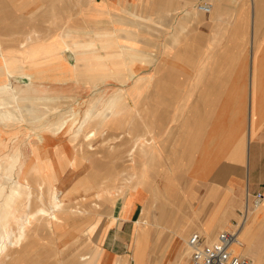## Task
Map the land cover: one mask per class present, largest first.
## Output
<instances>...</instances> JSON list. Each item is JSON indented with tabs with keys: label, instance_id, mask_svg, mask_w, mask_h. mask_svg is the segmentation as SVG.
Returning a JSON list of instances; mask_svg holds the SVG:
<instances>
[{
	"label": "crops",
	"instance_id": "0c3cea01",
	"mask_svg": "<svg viewBox=\"0 0 264 264\" xmlns=\"http://www.w3.org/2000/svg\"><path fill=\"white\" fill-rule=\"evenodd\" d=\"M206 1H71L73 31L78 35L69 46L94 42L107 56L106 69L97 73H107L108 81L116 78L114 71L120 68L117 78L129 81L114 93L105 90L106 96H112L105 101L107 110L115 100L120 104L110 110L106 121L109 127L133 129L137 139L130 151L134 157L137 151V167L131 169L136 170L132 176L137 180L118 198L108 218L89 221L86 237L81 219L62 229L49 223L56 232L71 227L73 233H81L73 236L74 243L82 238L87 242L69 264H115L120 258L128 264H176L188 233L200 228L210 236L220 228L231 229L235 221H241L248 193H264V74L255 79L254 73L257 48L263 49L264 58V0H252L248 45L253 46V84L246 72L210 75L209 49L215 55V49H223L217 52L224 58L226 48L247 47L248 29L240 19L246 15L238 6L241 0H219L210 14L197 8ZM42 26L41 31H51L46 24ZM7 30L38 28L11 26ZM58 41L60 48L62 41ZM115 48H121L120 58L112 57ZM70 59L76 65V56L71 55L68 65ZM59 60L42 63V75L53 76L39 95L82 97L98 91L85 87L82 79L69 85L71 75L90 73L88 63L81 62L73 74L68 68L56 69L62 63ZM32 69L28 64L25 71ZM130 75L135 76L130 79ZM122 138L123 145L129 144V139ZM159 194L170 203L154 204ZM152 206L170 210L149 217ZM145 223L151 226L143 237L141 224ZM101 230L103 234L92 246V235ZM37 233L38 228L29 233L31 238L19 248L15 264H29L34 245L38 246Z\"/></svg>",
	"mask_w": 264,
	"mask_h": 264
},
{
	"label": "rangeland",
	"instance_id": "374dc122",
	"mask_svg": "<svg viewBox=\"0 0 264 264\" xmlns=\"http://www.w3.org/2000/svg\"><path fill=\"white\" fill-rule=\"evenodd\" d=\"M71 1L72 0H0V65L4 64V56L7 54L10 55L8 51L19 49L20 51L22 50L26 52V54L21 53L24 56L17 55L25 61L22 67L17 63L9 66L10 69L14 70L8 73L9 81L13 87L25 86L27 83L25 76L31 71L26 72V66L30 64L34 67V65H37L38 63L42 64L43 60L48 61L49 58L47 60V56H45L43 52L48 48L58 47V44L60 45L58 40H61L62 42L57 53L65 56L68 60L71 58L68 46L73 44L74 36L78 35V33L73 31L74 17L72 15ZM217 1L219 0H207L204 3L214 5L213 10H215V4ZM238 6H240L242 11L246 13V15L240 17V19H242L243 28L248 29V35L246 37L247 47L226 48V56L224 58H221L222 56H218L219 54L217 52L220 50L223 51V49H215V55L214 49L210 48L209 54L212 55V59L214 56V59L211 62L208 61L206 64L207 68L209 67L210 75L228 76L236 75L237 73H239V75H245L244 69L241 67L242 60L244 61V59L247 64L246 75H250L251 48L248 43L250 38L249 25L251 23L253 1L241 0L240 5ZM63 11L65 14H63ZM230 18L232 20L234 17ZM44 24H46L51 31H41V28L43 27L42 25ZM11 26L13 28H28L30 30L38 28V31L31 30L28 32H15L7 30L10 29ZM29 35L31 36V39L28 40ZM16 36L18 37L16 38ZM24 40H28L27 45L24 48H19L20 43ZM71 40L72 43H68ZM65 42L66 44H64ZM90 43V41L87 43H77V45L81 46L78 50L96 53L94 56L89 55L83 59V63H88L90 73L74 74V71H79V67H77L71 71L74 75H71L69 85L72 86L74 81H76L74 83H79L78 80L82 79L81 84L85 87L98 90L97 92H94L96 95L93 94L82 97L41 96L39 95L40 91L46 85L44 84L40 86L39 84H36L35 86L37 89L33 92V94L29 95L28 100L20 101V107H22L24 111H22L18 106L15 107L16 105H14L16 111H14V108L7 106L4 108L6 117L4 120H1L0 118V203L4 200L5 196L10 195V191L13 189L10 186L14 185L17 179L25 177L28 179L30 184H32L31 203H29L28 210H37L44 204L43 200L45 198L42 199L41 195H48L47 185L45 186L46 189H40L39 184H43L45 182L51 185L54 184L61 190L59 193L60 197H62L65 201L64 210L58 214V216L62 218L63 222H58L56 224L57 227L62 229L69 225H73V222L81 219L83 222V237L87 236V228L90 225L89 221L91 219L101 217L102 220H104L105 218H108V215L113 208L109 202L110 197H112V200L114 199L113 201H117L118 198L126 194V190L131 188L137 180L136 175L132 176V173H136V170L132 172L131 169V166L137 167L134 159L137 155V151L135 157L134 153L130 151L135 144L134 141L137 139L134 138L133 129L123 130L120 127H112L111 125L109 127V122L106 121L108 117H104L102 115L106 109L104 102L107 98H112V96L105 95V90L109 88V92L112 91V93H114L119 91L118 88L121 87V83L124 84L123 86H127L126 83L129 81H124V83L117 78V76H120L116 75L120 74V68L115 69L114 71L115 75L113 76L116 78H111L108 81H106L107 73H97L98 71L106 69L107 56L100 53V49L95 47L94 42L93 45H90ZM102 49L105 53H110V49L105 47ZM119 49L120 48L113 49V58L121 57ZM55 53L56 52H54V54ZM11 55L14 58L16 54L11 53ZM80 61L81 59H79V62ZM70 62L75 64L71 61V59ZM91 62H95L97 64H91ZM63 64L64 63H61V65ZM76 65H78V62H76ZM114 67L117 66L115 65ZM59 69L65 68L61 66ZM52 76L53 75H48L50 79H52ZM127 76L129 75H126V77ZM133 76L135 75H130V79L133 78ZM74 77L77 80H74ZM55 80L58 82L68 81H66V79ZM137 82L138 81L135 80L133 87L137 86ZM69 85L66 87H69ZM48 99L50 100L44 101ZM6 103L9 104L8 101ZM94 107H96V110H94L92 117L82 130L80 129V132L78 128L79 122L84 121V115L86 112ZM30 108L31 110L28 111ZM72 109H79L81 111L79 117L77 118L78 123H76L73 128V134L67 133L65 136H55L53 140H50L53 141L52 146L60 148L64 145L67 146L68 149L66 150V158L63 159L61 163L58 162L59 168L55 174L40 173L39 170H37L38 168L35 167L41 164V160L47 158L46 156L48 155L46 154L47 151L42 149L39 150L38 145L41 144L38 136L52 135V132L55 130L59 121L72 114ZM111 122L112 121H110V123ZM76 131H79V133L77 132L78 135L74 134ZM89 132L95 133L90 142L86 141L84 138V135ZM76 137L78 139L74 141V138ZM122 137L126 138V140L129 139V144L127 143L126 145H123ZM91 146L93 149H90ZM34 147H36V149L33 150ZM59 156L61 155H57L56 159ZM73 164L76 168L72 167ZM89 187L91 189H89ZM2 188L6 189V191H2ZM86 188H88L87 191H85ZM29 193L30 192L28 190L24 189L21 193L22 196L16 201L14 208L26 203L27 195ZM167 200L168 199L165 197L163 198V195L161 196V194H159L157 200L153 203H170ZM243 209L242 205L240 210L243 211ZM169 210L170 208L165 209L163 207L152 206L149 210V217L153 215L161 216V214ZM80 211H82V213H80ZM145 213L146 210H144L143 215ZM235 218H238L237 215ZM48 221V217H40L34 223V225L37 224L40 227L35 239L38 241V246L34 245L33 250L35 252L31 255L29 264L72 263L74 253L77 251H84V245L87 244L85 238H82L81 241L74 243L73 236L76 234L81 235V233H73V228L71 227H68L65 231L59 230V232H56L57 230L53 227L50 228L47 226ZM10 222H14L13 217L10 218ZM143 225L141 224V232L143 234L146 233L144 235L142 234L143 237H145L150 231L151 224L145 223ZM83 227L85 228L83 229ZM225 228L218 229V231L214 232L210 237L202 229H195L187 234L184 241H188L192 233L199 232L207 236L208 240L214 242L218 233L226 230ZM0 229H2V226ZM102 234L103 232L101 230L92 235L94 240L93 243H91L92 246L93 244L95 245V242L97 239H100ZM254 235L255 238L253 240ZM25 243L26 242H24L21 247H23ZM147 243L148 241H146L145 244ZM243 245L244 252L240 253L234 245V247L232 246L233 252L236 255L247 257L252 261H256L260 256L262 258L261 264H264L263 233L253 234L252 230L250 238H248ZM186 249L187 247L185 242L182 247V256L179 260H177L176 264H191L190 252ZM253 250L255 251L254 254ZM19 252V247L9 248L7 252L9 257L6 255L0 264H8L12 262V264H15V262L18 261L17 253ZM136 254L138 256V251H136ZM13 257H15V260H13ZM147 258L148 257H146V259ZM121 261L123 264H128L127 260H121V258L115 259L114 263L119 264Z\"/></svg>",
	"mask_w": 264,
	"mask_h": 264
},
{
	"label": "bare ground",
	"instance_id": "6f19581e",
	"mask_svg": "<svg viewBox=\"0 0 264 264\" xmlns=\"http://www.w3.org/2000/svg\"><path fill=\"white\" fill-rule=\"evenodd\" d=\"M213 8H214V6L212 5V12L211 13L215 12V10H213ZM252 25H253V23H252ZM28 37H29L28 40L31 39L30 35ZM28 40L22 41L19 45V48H24L27 45ZM250 41H253V40H250ZM65 44H66V42H65ZM252 44H253V42H252ZM90 45H93V44L90 43ZM80 47L81 46L77 45V44L72 45V46H68V49H69L71 55L76 56L78 65L81 62H83V59H85L89 55L94 56L96 54L95 52L90 53V52L78 50ZM58 50H59V47H52V48H48L46 51L43 52V54H45V56H47L46 57L47 60H48V58L50 61H56V60L58 61L59 59H61L59 61H62V63H64V64L63 65L59 64V66H57L56 69L57 68L59 69V68H61V66H63L65 69L68 68V69H70V71H73L74 69L79 67L78 65H75L71 62L68 65L67 62L69 60L65 56L59 55L57 53ZM251 50H253V49H251ZM262 50H263L262 48L261 49L257 48V50H256L255 61H254L255 79H256L257 75L264 74V71H263L264 58L261 56ZM119 51L121 52V48L119 49ZM8 52L10 53V55L9 54L5 55L4 56L5 61L3 62L4 64L0 65V70H1V74H0L1 75V77H0V118H1V120H4V118L6 117L4 108H6L7 106L14 108V105H16L15 107L18 106L22 111H24V109L22 107H20V101L21 100H28L29 95L33 94V92L37 89L35 86L36 84H39L40 86H42L45 84L46 80L50 79L48 77V75H42L44 65H42L41 63H38L37 65H34L33 69L30 71V73L25 76V78L27 80V83L25 84V86L13 87L11 82L9 81L8 73L12 72L14 70L10 69L9 66L14 65V63H17L18 65L20 64V66L22 67V65H23V63H25V61L22 60V58H20L17 55H22L23 53L26 54V52H24L22 50L20 51L19 49L11 50ZM54 52H56V53L54 54ZM11 53L16 54L14 58L12 57ZM48 54H52V55H48ZM247 54H249V53H247ZM22 56H24V55H22ZM79 56H80V58H79ZM260 57H262V58H260ZM79 59H81L80 62H79ZM213 59H214V56H213ZM213 59H212V55L209 54L208 61L211 62ZM43 62H46V61L43 60ZM250 62H251V59H250ZM241 67L244 69V74H245L246 69H247V64H246L245 59H244V61L242 60ZM250 70H252L250 73L252 75V78L250 81L253 84V57H252V67ZM43 76H44V79L42 78ZM255 83H256V80H255ZM242 92H243V89H242ZM49 100L50 99L44 100V101H49ZM118 100L113 101L111 106L109 105L110 106L109 110L105 109V111L102 114L104 117L109 116L110 110L116 109V107L120 106ZM7 101L9 102V104L6 103ZM37 101H39V100H37ZM40 101H42V100H40ZM14 109H15L14 111H16V108H14ZM30 110H31V108L28 111H30ZM94 110H96V107H94V108H92L86 112V114L84 115V121L79 122V124H78L79 131H80V129L82 130V128L90 120V118L92 117V115L94 113ZM71 112H72V114L69 117L63 118V119H61V121H59V123L55 127V130L52 132V135H49V136L40 135V136H38L40 144H41V145H38L39 150L42 149L44 151H47V153L46 152L45 153L48 155V156H46L47 158H44L43 160H41V164H39L38 166L35 167V168H38L37 170H39L40 173L55 174L59 168L58 162L61 163L63 161V159L66 158V155H67L66 150L68 149L67 146L64 145L61 148L56 147V146H52L53 141H50V140H53L55 138V136H62V135L65 136L67 133L73 134V131H74L73 128L76 125V123H78L77 118L79 117L81 111L79 109L78 110L72 109ZM12 114H14V113H12ZM7 120H8V118H7ZM79 131H76L74 134L78 135ZM94 135H95V133L89 132L86 135H84L85 136L84 138L86 141L90 142L91 138ZM76 139H78V138L77 137L74 138V141ZM70 144H72V143H70ZM34 149H36V147H34L33 150ZM90 149H93V147L91 146ZM57 155H61V156L57 157V159H56ZM74 164L72 167L76 168ZM46 185L48 188L47 189L48 195L47 194L41 195L42 199L45 198L43 200L44 204H43V206L39 207L37 210H34V211L28 210L29 203H31L30 199H31V193H32L31 192L32 184H30L28 179L25 177H23V178L21 177L15 181L14 185L10 186L13 188V189L11 188L12 190L10 191L11 192L10 195L5 196L4 200H2V202L0 203V228L2 226V229H0V262L2 261V259L4 257H6L9 248H11V247H19L20 248L24 242L29 240V238H28V237H30L29 233L31 231H33V229L38 228V231H39V229H40L39 225H37V224L34 225V223L40 217H42V218L48 217L49 218V221L47 222L48 227H49L50 222H53L54 225L57 226L56 224L58 222L62 221V218L58 216L59 212L61 213L64 210V204H65V201L62 199V197H60V194H59L61 190L58 187H56V185H54V184L51 185L49 183L47 184L46 182L43 184H39V188L40 189H43V188L46 189L45 188ZM2 189H1L2 191H6V189H4V188H2ZM24 189L28 190L30 192L27 195V202L24 203L23 205H20L17 208H14V206L16 205V201L19 200V198L22 196L21 193ZM89 189H91V188L89 187ZM87 190H88V188H86L85 191H87ZM113 200H112V197H110L109 202L111 203L112 206H114V204L116 203L115 202L116 200L115 201H113ZM80 213H82V211H80ZM263 214H264V201L260 206L253 209V211L250 213L249 217L247 218L245 225H243V228L241 229V231L239 233L237 241L233 244L234 246L237 247V250L240 253L244 252L243 251L244 250L243 243L248 238H250V233L252 230H253V234L254 233H256V234H262L263 233L264 234V221H260V218ZM12 217H13V221H14L13 223H11L12 221L10 222V218H12ZM143 227H144V225H143ZM84 228L85 227H83V229ZM226 230H229V229H226ZM92 234H93V232H92ZM30 235H32V234H30ZM254 238H255V235L253 236V240H254ZM186 247H187V241H186ZM253 247H254V243H253ZM187 249H188V247H187ZM254 253H255V251L253 250V254ZM81 256H82V259H86L85 255H81ZM7 257H9V255H7ZM13 258H14L13 260H15V257H13ZM8 260H10V259H8ZM261 261H262V258L259 256L256 261H254V260L252 261V264H261ZM12 263H8V264H12ZM110 264H111V262H110ZM119 264H123L122 261Z\"/></svg>",
	"mask_w": 264,
	"mask_h": 264
},
{
	"label": "built area",
	"instance_id": "2783aa9c",
	"mask_svg": "<svg viewBox=\"0 0 264 264\" xmlns=\"http://www.w3.org/2000/svg\"><path fill=\"white\" fill-rule=\"evenodd\" d=\"M197 8L205 14L212 12V4L209 3H201ZM263 201L264 193H248L241 221H235L231 229L221 231L214 242H209L207 237L199 232L193 233L187 241L191 264H252L249 258L234 254L232 246L237 241L247 215Z\"/></svg>",
	"mask_w": 264,
	"mask_h": 264
}]
</instances>
